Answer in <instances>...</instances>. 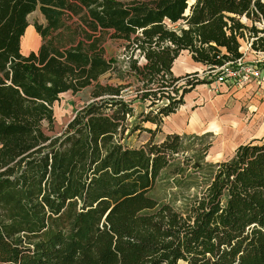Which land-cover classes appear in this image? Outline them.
Instances as JSON below:
<instances>
[{"label":"trees","instance_id":"trees-1","mask_svg":"<svg viewBox=\"0 0 264 264\" xmlns=\"http://www.w3.org/2000/svg\"><path fill=\"white\" fill-rule=\"evenodd\" d=\"M36 11L42 44L24 55ZM247 32L264 53V1L0 0V264H264V138L216 163L210 134L155 141ZM184 52L211 80L174 76ZM88 89L56 132L60 97Z\"/></svg>","mask_w":264,"mask_h":264},{"label":"crops","instance_id":"crops-1","mask_svg":"<svg viewBox=\"0 0 264 264\" xmlns=\"http://www.w3.org/2000/svg\"><path fill=\"white\" fill-rule=\"evenodd\" d=\"M244 44L245 50L241 48L243 53L247 50L246 43ZM24 47H22L24 55L39 49L36 50L33 47L30 49L27 45ZM262 59V56L254 52L245 55L246 62L256 64L255 67L260 70L261 79H264V60ZM203 69L205 68L202 65L193 62L189 53L184 52L175 61L172 71L175 77H182L191 73H199ZM205 86L196 87L185 97V103L178 112L164 120L162 125L165 128V137L172 134L198 136L215 134L220 140L217 148L215 147L214 154L219 155L216 157H223L225 153H232L233 156L239 146L264 138V134L262 136L252 134L253 131L264 129V103L258 107L256 96L250 100V96H254V91L258 90L259 83L252 82L239 87L236 84L226 83L219 85V94H213L209 89L199 90ZM248 98L251 101L249 104L256 107L247 111L243 107L249 106ZM245 139L248 141H244Z\"/></svg>","mask_w":264,"mask_h":264},{"label":"rangeland","instance_id":"rangeland-1","mask_svg":"<svg viewBox=\"0 0 264 264\" xmlns=\"http://www.w3.org/2000/svg\"><path fill=\"white\" fill-rule=\"evenodd\" d=\"M193 0H191L192 3ZM28 21H29V27L27 29V31H31L32 34H34L37 39H38V44L35 45L33 48H36V50L41 46L42 42H41V38L40 36L37 34L36 29H35V24H46L44 17L42 16V14L40 13V11H36L35 13L31 14L28 17ZM242 23L251 26L252 23L250 21H248L246 18L242 19ZM257 27L259 29H262V26L257 25ZM26 31V32H27ZM34 32V33H33ZM26 35V33H25ZM25 37V36H24ZM23 37L22 40V45L25 46L28 44L25 43V38ZM252 37L249 35V32L246 33V38H245V42H251ZM24 41V42H23ZM244 41L242 42V50L244 51L245 48V43ZM30 49L32 47L28 46ZM106 50H107V55L109 57H114L117 58L120 61H124L125 59V49H124V45L123 42H113V41H107V43L105 44ZM241 50V51H242ZM24 51H25V47H24ZM22 50V52H24ZM26 53V51H25ZM247 64L249 65H256L250 62H247ZM258 69V68H257ZM206 69H203L201 72H199L200 74V78L201 79H207V80H211V76L214 74L212 73V75H210L209 73H205ZM259 70V69H258ZM108 76L104 77L101 79V82L103 85L106 84H113L115 83V81H107ZM261 74H260V70H259V75L257 76H251L247 81H244L243 84H251L252 82H257L259 83V88L258 90L254 91V96H250V100L253 99L255 96L258 98V107H261L260 105L262 103H264V79H261ZM243 84L240 85H236V86H241ZM202 88V89H201ZM199 90H206L209 89L210 92H213V94H219L220 90H219V85L216 84V82H214L211 85H206L205 87H201ZM209 91H207L208 93H210ZM90 93L91 91L88 89L86 91H83L77 95H74L72 93H66L63 94L60 97L59 102H57L54 106V112H55V116H56V127H55V131L56 132H60L62 131L67 124L70 122V120L73 118V116L77 113V111L83 106L85 105L89 100H90ZM224 98V97H222ZM221 100V99H220ZM241 100V99H240ZM248 98V104L249 102H251ZM247 103V101H244ZM256 107L255 105H250L249 106H244L243 109L245 110H250L251 108ZM137 108V112H141L143 110V107L141 106H136ZM244 111V110H243ZM146 128L148 129H156V126L152 125V124H145L144 125ZM191 134V133H188ZM195 134V133H193ZM200 134V133H199ZM213 134V133H212ZM255 136H262L264 134V129L261 128L259 131H253L252 133ZM151 138V135L149 133H143V134H135L133 135V137H131L129 139V144L135 148H138L140 146H142L143 144L147 143ZM163 139H165V128L164 125H162V129L161 132L158 133L155 137V141L156 142H161ZM211 141H213V147L212 149L209 151V156L207 158V161L210 163H216L217 161H223V160H227L232 156V153H225L220 157H216L219 156L218 154L215 156L214 152H215V147L217 148V146L219 145V137L215 134L211 135V137L209 138ZM244 141H248V139H245ZM243 141V142H244ZM156 196H158L161 199L165 198V193H163L162 191H156L155 193Z\"/></svg>","mask_w":264,"mask_h":264},{"label":"built area","instance_id":"built-area-1","mask_svg":"<svg viewBox=\"0 0 264 264\" xmlns=\"http://www.w3.org/2000/svg\"><path fill=\"white\" fill-rule=\"evenodd\" d=\"M253 40L254 39H251V42H245L247 50L245 53H243V58L234 63H228L225 66L213 71V75L216 77V84L223 85L226 83H231L240 85L243 84L244 81H247L251 76L259 75V70L254 65L247 64L245 60V55L247 53L253 52L251 48ZM256 54L262 56V60H264V53Z\"/></svg>","mask_w":264,"mask_h":264},{"label":"bare ground","instance_id":"bare-ground-1","mask_svg":"<svg viewBox=\"0 0 264 264\" xmlns=\"http://www.w3.org/2000/svg\"><path fill=\"white\" fill-rule=\"evenodd\" d=\"M32 31V30H31ZM31 31H27L26 32V35H25V43H27L28 44V46H30V47H34L35 45H37L38 44V39H37V37L34 35V34H32L31 33ZM23 40V39H22ZM24 42V41H23ZM23 44V43H22ZM22 47H24L23 45H22ZM222 131H225V130H223L222 129ZM231 132H229V134H230ZM234 137V136H233Z\"/></svg>","mask_w":264,"mask_h":264}]
</instances>
